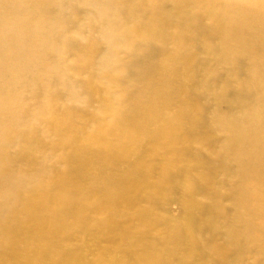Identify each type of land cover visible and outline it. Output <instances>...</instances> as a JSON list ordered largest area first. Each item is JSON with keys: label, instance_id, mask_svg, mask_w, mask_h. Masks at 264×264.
<instances>
[{"label": "bare ground", "instance_id": "6f19581e", "mask_svg": "<svg viewBox=\"0 0 264 264\" xmlns=\"http://www.w3.org/2000/svg\"><path fill=\"white\" fill-rule=\"evenodd\" d=\"M0 264H264V0H0Z\"/></svg>", "mask_w": 264, "mask_h": 264}]
</instances>
